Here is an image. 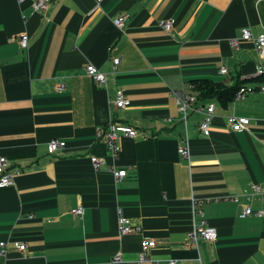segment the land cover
Returning a JSON list of instances; mask_svg holds the SVG:
<instances>
[{
	"label": "crops",
	"instance_id": "crops-1",
	"mask_svg": "<svg viewBox=\"0 0 264 264\" xmlns=\"http://www.w3.org/2000/svg\"><path fill=\"white\" fill-rule=\"evenodd\" d=\"M33 2L0 0V156L14 182L0 188V264H109L116 254L115 264H134L143 239L155 246L141 264H264V200L250 188L264 186V93L223 106L190 84L264 83L253 42L241 40L243 28L264 31V0H50L44 16ZM86 64L107 74V89ZM117 90L124 109L110 104ZM179 94L214 105L209 135L201 114L180 113ZM230 116L248 118V128L232 131ZM111 119L137 132L118 138L115 160L96 140ZM53 139L65 146L50 155ZM91 157L104 166L95 170ZM112 167L127 176L116 182ZM194 201L214 242H186ZM246 206L263 215L240 218ZM77 207L81 217L70 213ZM117 209L137 233L119 236Z\"/></svg>",
	"mask_w": 264,
	"mask_h": 264
},
{
	"label": "built area",
	"instance_id": "built-area-1",
	"mask_svg": "<svg viewBox=\"0 0 264 264\" xmlns=\"http://www.w3.org/2000/svg\"><path fill=\"white\" fill-rule=\"evenodd\" d=\"M18 1L23 2L24 0ZM101 1L103 0H96V2L98 3H100ZM49 5L50 0H34L32 8L36 13H39L44 16L47 9L49 8ZM126 19V15H121L113 20V24L118 30H122ZM159 26L163 30L169 31L171 29V22L160 21ZM241 40L253 42L258 56L256 75H264V67L260 62V60H264V31L256 36H253L248 28H243L241 30ZM27 42L28 36L25 33L21 34L19 38L20 47L26 48ZM231 44L233 46H237V40H232ZM119 63V59L112 60L113 72L116 71ZM84 73L88 77L92 78L99 87L107 89V74L101 73L95 66L91 64H86L84 66ZM219 73L222 75H226L227 71L224 67H221L219 69ZM60 88H62V86H60ZM256 89L260 93H264V83L260 84L257 88L247 87L245 85L239 86L234 98L235 100L243 99L248 94L253 93ZM110 104L115 109H124L127 107L128 101L126 100L123 93L117 90L114 94L113 100L110 101ZM177 104L180 113H182L184 117L187 115L188 112L191 111L201 114L202 120L199 123V129L205 136L209 135L214 111L213 104L201 105L195 97L183 94L178 95ZM227 123L230 125L232 131L240 132L248 128L250 120L245 117L230 116L227 118ZM121 136L135 138L137 136V132L129 126L115 123L112 119L103 129H98L96 131V140L105 145L114 160L117 158L119 153V146L117 144V140ZM64 146L65 142L53 139L48 144V154L53 155L58 150L63 149ZM177 152L184 159H186L189 155V150L185 145H181L178 148ZM90 161L95 170L101 168L105 164L104 160L100 157H91ZM110 171L116 182L124 179L127 176V172L124 169H115L112 167ZM13 184V177L8 171L7 159L3 156H0V188L10 187ZM250 188L252 195H258L264 200V186L252 184ZM200 205L201 204L199 201H194L192 205L194 213H196L199 218L193 224L192 230L187 234L186 242L191 245H195L199 240L214 242L217 236L215 228L209 226L206 220L204 219L203 212L200 209ZM70 213L75 217H81L83 214V208H74L70 211ZM249 215L262 216L263 212L262 210L253 211L251 207L246 206L239 214V217L245 218ZM139 230V227L132 225L130 220L123 215L122 211L120 209H117V232L119 236L134 234L137 233ZM7 246L8 242H0V254H5ZM140 246L141 251L139 252L137 261L134 262V264H141L143 261H145L148 251L155 246V241L152 239H143L140 243ZM17 247L19 251L25 250V244H19ZM120 261L121 258L119 254H116L115 256H113L109 264L119 263ZM168 264H176V262L174 260H170L168 261Z\"/></svg>",
	"mask_w": 264,
	"mask_h": 264
},
{
	"label": "trees",
	"instance_id": "trees-1",
	"mask_svg": "<svg viewBox=\"0 0 264 264\" xmlns=\"http://www.w3.org/2000/svg\"><path fill=\"white\" fill-rule=\"evenodd\" d=\"M264 79V75L258 77ZM190 84L198 93L200 99H210L215 98L223 106L230 103L237 92L239 86H231L229 88L222 86L221 84L212 83L209 80L201 79L191 81ZM198 98V99H199Z\"/></svg>",
	"mask_w": 264,
	"mask_h": 264
}]
</instances>
